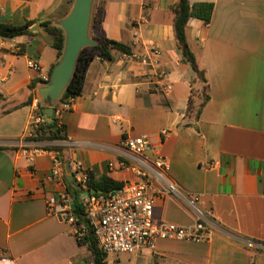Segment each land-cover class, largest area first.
Instances as JSON below:
<instances>
[{"label": "crops", "instance_id": "0c3cea01", "mask_svg": "<svg viewBox=\"0 0 264 264\" xmlns=\"http://www.w3.org/2000/svg\"><path fill=\"white\" fill-rule=\"evenodd\" d=\"M204 1L213 3L210 21L190 18L186 34L207 81L206 101L175 43L176 0H94L89 35L132 52L156 46L172 92H153L149 68L122 52L114 50L110 61L94 58L71 108L55 114L65 132L49 143L61 148L63 173L55 177L54 151L33 161L21 151L48 144L30 139L34 99L42 101L28 62H38L49 79L59 57L40 23L55 24L73 0H0V23H30V33L0 37V264H93L73 226L50 213L46 200L66 193V161L71 172L81 161L94 176L108 175L106 161L126 135L147 136L168 158V178L198 194L214 223L209 242L159 239L128 253L130 264H264V0ZM153 219L186 225L193 215L169 196L157 200Z\"/></svg>", "mask_w": 264, "mask_h": 264}, {"label": "built area", "instance_id": "2783aa9c", "mask_svg": "<svg viewBox=\"0 0 264 264\" xmlns=\"http://www.w3.org/2000/svg\"><path fill=\"white\" fill-rule=\"evenodd\" d=\"M127 59L136 61L149 68L148 78L151 90L168 96L172 92V84L166 73L159 67L160 51L151 45L144 52L130 51L123 53ZM28 66L41 81L48 80V74L36 61H29ZM73 97L60 102L56 108V117L71 108ZM35 112L30 122V132L45 120V115L36 113L38 99H34ZM22 154L33 161L45 152L41 146L30 145L23 148ZM114 159L106 161L107 174L114 176L121 187L108 194L98 195L82 193L80 204L88 226L93 230L99 247L109 253L133 252L138 249H152L159 239H173L188 242H209L213 236L214 223L210 212L203 208L198 194L183 191L168 178L169 160L150 142L147 136H124L116 147L112 148ZM53 153V152H52ZM88 168L81 161H76L71 172L74 183L81 190L87 188ZM63 163L52 154L51 174L61 177ZM112 178V177H111ZM114 179V178H113ZM174 197L193 215V221L179 225L166 220L154 221L153 210L157 200ZM46 206L50 213L59 215L65 222L73 226L76 237L83 234L84 226L77 225L72 199L68 194L59 198H48Z\"/></svg>", "mask_w": 264, "mask_h": 264}, {"label": "trees", "instance_id": "16d2710c", "mask_svg": "<svg viewBox=\"0 0 264 264\" xmlns=\"http://www.w3.org/2000/svg\"><path fill=\"white\" fill-rule=\"evenodd\" d=\"M212 10L213 3L204 0H176V3L171 7L173 14L172 28L177 49L180 52L182 60L189 65L190 69L194 73L195 78L204 84V101H206L208 98L207 94L205 93L207 81L203 71L198 68L196 57L189 47L186 26L189 19L192 17L203 20L205 23L209 22ZM29 25L30 23H25L23 25L0 23V37L13 38L22 34L30 33L28 30ZM40 26L51 37L52 47L56 50L57 57H60L64 44L63 30L51 21H42ZM90 35L94 40L97 41V44L91 47H85L79 53L74 74L62 96L60 97L59 103L70 97L74 98L81 93L87 66L94 58L97 57L101 60L110 61L112 60V52L114 50L122 53L130 52V48L124 43L104 37H96L92 31ZM37 82L38 81H34V83H32L29 87L34 88ZM27 102L28 101H26V103ZM47 104L48 102H38L36 113L43 114V109ZM201 106L202 104L199 106V108ZM190 107L191 106L189 104L188 110H190ZM7 111L8 110H4L3 113ZM55 114L56 106L54 107V114L52 117L45 119L42 123H40L36 127L30 139L48 142V144L43 145V148L54 151L55 155L61 160V148L56 145H49V143L54 141L65 139L64 129L62 126L57 125ZM87 174L88 180L87 188L85 190H81L79 185L74 182V184L71 182H66V193L74 201V212H77V225L84 226L82 236L76 237L77 243L87 246L92 255L93 264H106L108 254L99 247L93 230L88 226L79 198L84 192L91 194L92 189L95 190L94 195H98V191H100L101 194H108L119 189L121 187V183L109 177L105 173L100 176H94L90 169L87 170Z\"/></svg>", "mask_w": 264, "mask_h": 264}, {"label": "water", "instance_id": "95a60500", "mask_svg": "<svg viewBox=\"0 0 264 264\" xmlns=\"http://www.w3.org/2000/svg\"><path fill=\"white\" fill-rule=\"evenodd\" d=\"M93 2L94 0H73L67 15L55 23L64 33L63 50L59 60L51 69L49 79L41 81L37 88L39 100L48 101L49 104L43 109L45 119L52 117L53 106L68 86L81 50L97 44V41L89 35ZM65 171L67 172L66 179L73 182L69 161L65 162ZM94 193L95 190L92 189L91 194ZM72 209H75L74 201H72ZM74 215L77 217V212H74Z\"/></svg>", "mask_w": 264, "mask_h": 264}, {"label": "rangeland", "instance_id": "374dc122", "mask_svg": "<svg viewBox=\"0 0 264 264\" xmlns=\"http://www.w3.org/2000/svg\"><path fill=\"white\" fill-rule=\"evenodd\" d=\"M199 84L197 85L198 89L204 91V86L200 80H198ZM130 254L128 252L125 253H109L107 256L106 264H130L129 262Z\"/></svg>", "mask_w": 264, "mask_h": 264}]
</instances>
